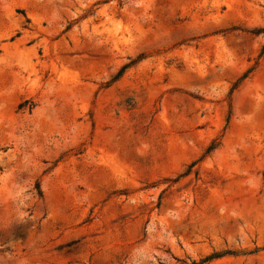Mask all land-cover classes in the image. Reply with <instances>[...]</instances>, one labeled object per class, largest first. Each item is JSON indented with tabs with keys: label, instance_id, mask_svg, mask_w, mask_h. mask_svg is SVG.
<instances>
[{
	"label": "rangeland",
	"instance_id": "374dc122",
	"mask_svg": "<svg viewBox=\"0 0 264 264\" xmlns=\"http://www.w3.org/2000/svg\"><path fill=\"white\" fill-rule=\"evenodd\" d=\"M0 264H264V0H0Z\"/></svg>",
	"mask_w": 264,
	"mask_h": 264
}]
</instances>
